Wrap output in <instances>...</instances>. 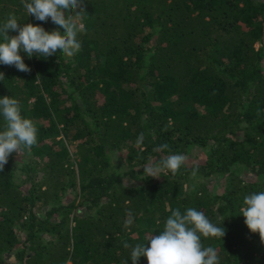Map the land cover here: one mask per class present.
I'll return each mask as SVG.
<instances>
[{
	"label": "trees",
	"instance_id": "16d2710c",
	"mask_svg": "<svg viewBox=\"0 0 264 264\" xmlns=\"http://www.w3.org/2000/svg\"><path fill=\"white\" fill-rule=\"evenodd\" d=\"M82 7L74 57L21 51L30 73L0 64V97L18 99L38 129L37 144L0 171V264H132V247L149 246L169 209L190 207L226 229L201 238L220 264H264V242L240 211L246 195L264 191V0ZM10 13L21 26L58 28L21 0H0V23ZM172 154L189 163L145 176V165Z\"/></svg>",
	"mask_w": 264,
	"mask_h": 264
},
{
	"label": "clouds",
	"instance_id": "9594fccd",
	"mask_svg": "<svg viewBox=\"0 0 264 264\" xmlns=\"http://www.w3.org/2000/svg\"><path fill=\"white\" fill-rule=\"evenodd\" d=\"M21 3L27 15L42 22L50 18L58 28L47 31L40 24L27 23L21 26L15 14L10 13L0 23V64L30 73L31 68L24 62L21 51L29 58L36 56L47 59L56 54L58 49L68 58L81 50L82 45L77 37L86 32L85 25L80 22V14L84 11L83 0H21ZM69 10L75 14H68ZM10 31L18 34L10 36ZM4 78V73L0 72V80ZM0 116L5 122L0 129V171H3L13 152L18 153L22 147L30 150L37 144L38 129L33 120L22 116L20 102L15 97H0ZM143 140L144 134L141 133L136 144L142 146ZM166 149H169L167 143L158 146L161 152ZM188 163L185 155L172 154L163 158L159 165L148 163L143 173L146 177H159V172L166 169L176 175ZM191 175L195 178L197 170L194 169ZM243 204L240 211L245 217V224L252 233H259L264 242V191L246 195ZM169 211L171 214L159 235L147 238L148 247L145 243L132 247V264H137L141 256L147 258L148 264H220L217 251L210 246L204 247L201 238L222 239L226 229L211 223L202 211L195 208H187L184 213L178 208ZM131 223V220H126L125 227ZM124 247H129L127 242ZM124 264H127V260Z\"/></svg>",
	"mask_w": 264,
	"mask_h": 264
},
{
	"label": "rangeland",
	"instance_id": "374dc122",
	"mask_svg": "<svg viewBox=\"0 0 264 264\" xmlns=\"http://www.w3.org/2000/svg\"><path fill=\"white\" fill-rule=\"evenodd\" d=\"M60 144L61 145H66V142L64 140H61L60 141ZM59 146V144H58ZM207 181V184L212 187V188H215V186H217V184H219V180L215 177V176H209V177H206L205 179Z\"/></svg>",
	"mask_w": 264,
	"mask_h": 264
}]
</instances>
